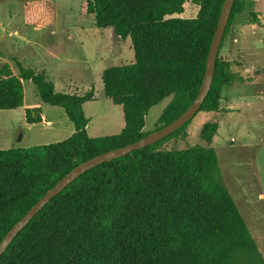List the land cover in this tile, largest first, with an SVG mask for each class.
Returning <instances> with one entry per match:
<instances>
[{
	"label": "trees",
	"instance_id": "1",
	"mask_svg": "<svg viewBox=\"0 0 264 264\" xmlns=\"http://www.w3.org/2000/svg\"><path fill=\"white\" fill-rule=\"evenodd\" d=\"M225 1L83 3V13L94 16L97 28H112L133 45V63L111 66L102 74L105 97L124 112L125 127L117 135H88L84 105L96 100L94 88L85 95L58 92L44 72L21 68L16 75L9 64L0 66V111L24 107V82L30 81L41 101L63 108L75 127L59 143L0 151V243L76 167L150 134L145 127L153 107L172 97L159 118L160 130L192 105ZM188 2L199 7L196 18L174 17L185 12ZM247 5L248 0H235L220 51ZM23 9L28 25L53 24L51 2H29ZM220 51L199 112L219 113L223 90L250 80ZM26 121L41 123V109H29ZM191 121L158 143L84 173L31 220L0 264H264L212 147L220 123L204 125L199 144L184 150L160 148L180 134L186 136Z\"/></svg>",
	"mask_w": 264,
	"mask_h": 264
},
{
	"label": "rangeland",
	"instance_id": "2",
	"mask_svg": "<svg viewBox=\"0 0 264 264\" xmlns=\"http://www.w3.org/2000/svg\"><path fill=\"white\" fill-rule=\"evenodd\" d=\"M86 1L0 0V66L9 64L16 75L21 68L44 72L58 92L85 95L94 88L96 100L84 105L90 119L88 135L113 136L125 126L124 112L105 97L102 74L111 66L133 63L135 53L130 39L117 36L112 28L96 27L94 16L82 11ZM29 2H51L53 24L28 25L23 7ZM198 11L197 5L188 2L181 17L196 18ZM220 55L250 80L225 88L219 113L199 112L187 126L186 136L180 134L160 148L187 149L201 142L204 125L220 123L212 147L219 157L222 179L264 257V0H248ZM24 89V107L0 111V151L59 143L75 132L63 108L43 103L30 81L24 82ZM171 99L149 111L145 131L157 130ZM36 108L44 119L30 125L26 113Z\"/></svg>",
	"mask_w": 264,
	"mask_h": 264
},
{
	"label": "water",
	"instance_id": "3",
	"mask_svg": "<svg viewBox=\"0 0 264 264\" xmlns=\"http://www.w3.org/2000/svg\"><path fill=\"white\" fill-rule=\"evenodd\" d=\"M235 0H226L222 8L221 16L215 32L214 40L211 45L209 52V57L207 60V69L205 78L195 101L192 105L175 121L166 125L160 130H157L153 133L148 134L146 137L141 140L121 147L104 154H101L97 157L90 159L89 161L84 162L83 164L76 167L70 173H68L62 180H60L52 189H50L46 195L9 231V233L4 237L0 243V259L11 245L14 239L19 235V233L33 220L36 215L46 207L56 196H58L62 191H64L71 183L76 181L87 171L95 168L98 165L118 159L120 157L126 156L133 151L140 150L151 146L155 143L166 139L170 135L177 132L182 128L187 122L192 120L195 115L199 112L203 106L208 94L211 90L213 80L215 77L216 71V62L218 59V54L220 47L227 29L228 22L230 20V15L234 6Z\"/></svg>",
	"mask_w": 264,
	"mask_h": 264
},
{
	"label": "crops",
	"instance_id": "4",
	"mask_svg": "<svg viewBox=\"0 0 264 264\" xmlns=\"http://www.w3.org/2000/svg\"><path fill=\"white\" fill-rule=\"evenodd\" d=\"M187 5V4H186ZM186 5H185V8H186ZM184 14V13H183ZM183 14H181V15H174V16H183ZM42 119H44V116L42 115ZM125 127V126H124ZM122 131V130H121Z\"/></svg>",
	"mask_w": 264,
	"mask_h": 264
}]
</instances>
